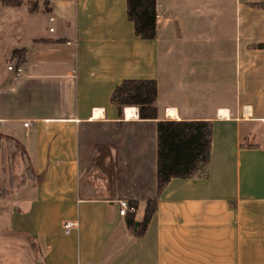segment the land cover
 Masks as SVG:
<instances>
[{
  "label": "crops",
  "instance_id": "obj_1",
  "mask_svg": "<svg viewBox=\"0 0 264 264\" xmlns=\"http://www.w3.org/2000/svg\"><path fill=\"white\" fill-rule=\"evenodd\" d=\"M1 2L18 20L0 37V136L40 180L0 195V264H264V0H156L153 39L135 34L126 0ZM125 79L156 80V119L119 115L110 96ZM158 120L212 123L208 164L159 196ZM99 147L112 193L106 177L81 183ZM155 197L138 237L127 221ZM118 199L137 212L120 215Z\"/></svg>",
  "mask_w": 264,
  "mask_h": 264
},
{
  "label": "trees",
  "instance_id": "obj_2",
  "mask_svg": "<svg viewBox=\"0 0 264 264\" xmlns=\"http://www.w3.org/2000/svg\"><path fill=\"white\" fill-rule=\"evenodd\" d=\"M127 15L133 23L137 36L153 39L156 35V0H126ZM264 48V43L256 45ZM14 57L24 60L23 50H14ZM157 82L153 79H125L117 85L110 96L111 103L117 108L119 115L125 106L138 107L140 119L157 118ZM130 109H126V114ZM157 129V196L172 178H189L204 168L210 158L212 141V123L208 120H158ZM18 144L21 155L27 161L31 172L32 183L40 180L23 152L19 143L10 137L0 136ZM100 171L108 178L109 192L114 191L115 175L110 150L99 147L93 157ZM157 208V198L148 199L141 221H127L128 227L140 237L145 233L147 225Z\"/></svg>",
  "mask_w": 264,
  "mask_h": 264
},
{
  "label": "rangeland",
  "instance_id": "obj_3",
  "mask_svg": "<svg viewBox=\"0 0 264 264\" xmlns=\"http://www.w3.org/2000/svg\"><path fill=\"white\" fill-rule=\"evenodd\" d=\"M14 3V2H13ZM7 5L0 4V37L1 42H3L6 36L16 35L15 31L16 22L18 19L13 18L14 24L12 25L7 16ZM14 10V14L19 13L20 9L17 6H11ZM17 17V16H16ZM11 19V18H10ZM12 25V26H11ZM90 140V132L87 129H84L81 132V144L83 148ZM91 157L89 163L85 162L84 159L81 161V183L83 184H96L101 187L104 177L108 180L107 176L103 174L98 167L93 164V157ZM27 161L21 155L20 148L12 140L1 139L0 140V195L1 197L12 196L13 192L21 188L27 181H31V172L29 169ZM98 171V172H96ZM108 183V181H107Z\"/></svg>",
  "mask_w": 264,
  "mask_h": 264
},
{
  "label": "built area",
  "instance_id": "obj_4",
  "mask_svg": "<svg viewBox=\"0 0 264 264\" xmlns=\"http://www.w3.org/2000/svg\"><path fill=\"white\" fill-rule=\"evenodd\" d=\"M52 20H53V17H49V21L51 22ZM50 30H52V28H50ZM7 68L9 70H14L17 75H19L23 70L21 64H18L17 66L8 65ZM23 125L28 126V122H24ZM117 202H118V206H119L118 212L120 215L125 216L127 214H135L137 212V207L133 203L129 202L128 200L118 199ZM73 225H74L73 222H65L64 223L65 231L66 232L69 231V229Z\"/></svg>",
  "mask_w": 264,
  "mask_h": 264
}]
</instances>
